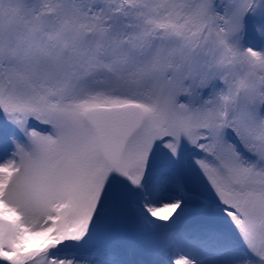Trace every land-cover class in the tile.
Wrapping results in <instances>:
<instances>
[{"label":"snow or ice","instance_id":"snow-or-ice-1","mask_svg":"<svg viewBox=\"0 0 264 264\" xmlns=\"http://www.w3.org/2000/svg\"><path fill=\"white\" fill-rule=\"evenodd\" d=\"M0 264H264V0H0Z\"/></svg>","mask_w":264,"mask_h":264}]
</instances>
